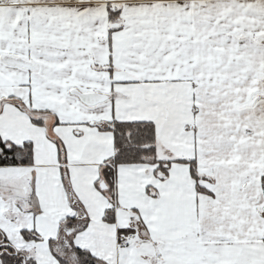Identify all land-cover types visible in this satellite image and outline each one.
<instances>
[{
	"label": "snow or ice",
	"instance_id": "obj_1",
	"mask_svg": "<svg viewBox=\"0 0 264 264\" xmlns=\"http://www.w3.org/2000/svg\"><path fill=\"white\" fill-rule=\"evenodd\" d=\"M0 264H264V0H0Z\"/></svg>",
	"mask_w": 264,
	"mask_h": 264
}]
</instances>
